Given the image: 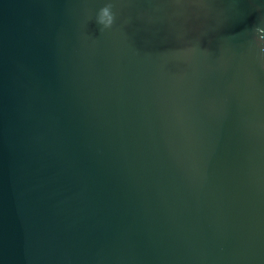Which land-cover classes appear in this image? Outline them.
Segmentation results:
<instances>
[{
	"label": "water",
	"instance_id": "95a60500",
	"mask_svg": "<svg viewBox=\"0 0 264 264\" xmlns=\"http://www.w3.org/2000/svg\"><path fill=\"white\" fill-rule=\"evenodd\" d=\"M257 27L264 0H0V264H264Z\"/></svg>",
	"mask_w": 264,
	"mask_h": 264
},
{
	"label": "clouds",
	"instance_id": "9594fccd",
	"mask_svg": "<svg viewBox=\"0 0 264 264\" xmlns=\"http://www.w3.org/2000/svg\"><path fill=\"white\" fill-rule=\"evenodd\" d=\"M112 4L105 3L102 7H100L96 13L95 20L96 23L100 26H102V29L110 28L115 19V14L112 11ZM256 32L258 35V41L264 45V28L257 27ZM260 51L264 53V46L260 48Z\"/></svg>",
	"mask_w": 264,
	"mask_h": 264
}]
</instances>
